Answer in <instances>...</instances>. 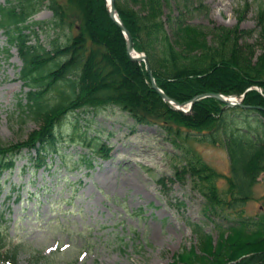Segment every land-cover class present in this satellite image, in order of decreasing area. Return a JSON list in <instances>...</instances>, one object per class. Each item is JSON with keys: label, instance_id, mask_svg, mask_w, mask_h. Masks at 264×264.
I'll use <instances>...</instances> for the list:
<instances>
[{"label": "rangeland", "instance_id": "374dc122", "mask_svg": "<svg viewBox=\"0 0 264 264\" xmlns=\"http://www.w3.org/2000/svg\"><path fill=\"white\" fill-rule=\"evenodd\" d=\"M263 3L169 0L164 19L172 38L168 16L202 27L211 42L214 28L239 25L245 31L241 43L254 45L258 55ZM8 4L0 0V7ZM53 17L44 4L32 20L51 22ZM32 29L48 49L55 40L64 44L71 32L40 25ZM27 32L35 43L36 33ZM22 69L18 49L0 31V143L6 145L23 143L41 129L22 111L30 91L20 78ZM237 108L234 114L245 120L248 116L253 124L258 114ZM57 133L60 151L50 154L46 164L38 166L36 152L25 150L15 170L0 176V252L18 250L19 264H178L179 254L194 257L190 264L202 257L213 261L228 226L264 212V174L255 200L245 206L246 217L205 210V196L183 168L200 154L215 171L230 175L231 160L221 144L207 143L195 132L188 131L179 147L165 129L138 124L128 112L108 106L70 114ZM97 146L108 159L95 152ZM228 185L224 178L219 181L221 189ZM194 225L211 237L212 254L203 252Z\"/></svg>", "mask_w": 264, "mask_h": 264}, {"label": "trees", "instance_id": "16d2710c", "mask_svg": "<svg viewBox=\"0 0 264 264\" xmlns=\"http://www.w3.org/2000/svg\"><path fill=\"white\" fill-rule=\"evenodd\" d=\"M44 4L53 12V21L34 22L32 18ZM168 5L169 0H115L135 49L148 56L158 87L180 104L206 94H245L246 106L263 108L264 3L258 15L262 25L258 42L262 51L258 55L254 45L241 43L245 31L239 25L234 29L214 28L215 40L211 42L202 27L186 25L179 19L174 22L168 16L172 38L164 19ZM34 25L71 32L64 44L55 40L48 49L40 43ZM0 29L23 61L20 78L30 91L22 111L41 123V129L23 143H0V174L14 170L17 157L26 149L36 150L38 166L46 164L50 154L60 151L57 129L70 114L117 106L138 124L165 129L179 147L191 131L203 141L227 149L230 175L215 171L200 154L188 161L183 174H190L194 188L205 196L206 211L246 217L245 206L255 200V187L264 174V110L237 108L258 114L251 124L248 116L245 120L244 115L239 118L234 114V108L224 110L225 104L213 97L196 100L191 113L169 106L153 87L145 63L131 60L125 34L110 18L107 0L10 1L8 7H0ZM27 31L36 33L35 43ZM258 116L263 117V123ZM103 151L97 146L95 152L108 158ZM222 178L229 184L225 189L219 187ZM235 224L228 226L226 238V233L221 235L219 253L213 261L202 257L193 264H264V212ZM192 230L203 252L212 254L211 237L199 226ZM17 254L18 250L0 252V261L18 264ZM188 256L179 254L178 264L194 262H190L194 257Z\"/></svg>", "mask_w": 264, "mask_h": 264}, {"label": "water", "instance_id": "95a60500", "mask_svg": "<svg viewBox=\"0 0 264 264\" xmlns=\"http://www.w3.org/2000/svg\"><path fill=\"white\" fill-rule=\"evenodd\" d=\"M109 6H111V8H110V18L112 17V19L117 23V25L120 28H122V30L124 31V33L126 35V40H128L127 51L129 52V55H130L131 60L134 61V62H145V64H146V70L150 74L151 82L153 84V87L158 92V94L162 96V98L166 102H168L170 105L173 104L175 106L174 107L175 109L184 111L185 110V109H183L184 106H188L189 107L188 110H185V111H191L193 109V106H194L193 104L195 103L196 100L204 99L206 97H213V98L219 99L221 102H223L224 104H226V107L225 108H229V107H240V106H242L244 108H250V109L255 108V109H258V110H264V107L263 108H261V107H255V106L250 107V106H246L242 102H236V103H230L229 102L228 103L226 101V99H225L227 96H225V95H223L221 93H217V94H206V95H203V96H198V97H196L194 100H192L190 102L183 103V105L179 104L174 99H171L155 83L154 74L152 73V70H151V67H150V61L148 60V57H146L145 54H143V57L142 58H140V57H133L132 53L137 52V50L136 51L134 50V39H132V36H131L130 32L125 27V25L122 23L120 17H118V15H117V7L115 6V0H110V5Z\"/></svg>", "mask_w": 264, "mask_h": 264}, {"label": "bare ground", "instance_id": "6f19581e", "mask_svg": "<svg viewBox=\"0 0 264 264\" xmlns=\"http://www.w3.org/2000/svg\"><path fill=\"white\" fill-rule=\"evenodd\" d=\"M109 5H110V0H109ZM111 7V6H110ZM132 55H133V57H140V58H142L143 57V55L142 54H140V53H137V52H134V53H132ZM226 99V101L229 103H236L237 101H239L236 97H233V96H231V97H226L225 98ZM185 109H188V107H185Z\"/></svg>", "mask_w": 264, "mask_h": 264}]
</instances>
